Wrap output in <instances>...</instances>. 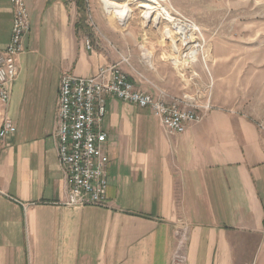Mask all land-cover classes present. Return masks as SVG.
I'll use <instances>...</instances> for the list:
<instances>
[{"label":"crops","instance_id":"0c3cea01","mask_svg":"<svg viewBox=\"0 0 264 264\" xmlns=\"http://www.w3.org/2000/svg\"><path fill=\"white\" fill-rule=\"evenodd\" d=\"M25 3L30 31L10 100H0V127L5 118L17 127L0 141V264H174L177 255L264 264V127L237 112L213 107L168 134L151 108L108 97L107 202L65 204L55 136L62 74L118 63L138 88L159 93L111 47H87L78 2ZM13 18L10 0H0V51ZM40 50L59 63L39 65Z\"/></svg>","mask_w":264,"mask_h":264},{"label":"rangeland","instance_id":"374dc122","mask_svg":"<svg viewBox=\"0 0 264 264\" xmlns=\"http://www.w3.org/2000/svg\"><path fill=\"white\" fill-rule=\"evenodd\" d=\"M127 1L131 12L125 27L109 16L103 0L79 1L82 36L97 50L111 47L121 62L126 57L158 96L195 94L205 103L211 95L213 107L248 116L264 127V0H159L170 13L192 19L206 37L205 61L200 55L188 69L172 64L174 54L162 33L171 23L148 24L140 7L147 0ZM38 58L43 67L59 63L41 50Z\"/></svg>","mask_w":264,"mask_h":264},{"label":"built area","instance_id":"2783aa9c","mask_svg":"<svg viewBox=\"0 0 264 264\" xmlns=\"http://www.w3.org/2000/svg\"><path fill=\"white\" fill-rule=\"evenodd\" d=\"M10 2L14 13L12 33L6 48L0 51V100L3 103L10 100V85L19 72L17 57L24 50V39L31 27L25 0ZM163 18H174L176 25L175 33H168L165 25L162 32L174 54L172 64L188 69L200 55L205 61L206 37L201 27L176 13L153 15L146 23L160 26ZM128 21H119V24L127 26ZM86 45L92 48L88 39ZM122 62L128 63V59L124 57ZM110 96L151 108L168 134L185 132L188 125L202 121L213 107L211 95L205 103H199L195 94H183L170 100L164 93L155 97L138 88L118 63L104 65L96 74L87 77L64 72L60 81L55 136L59 161L68 184L65 201L68 206L104 205L107 202L109 157L103 151L107 140L103 121ZM16 130L13 120L5 118L0 127V141ZM174 264H186L184 256L177 255Z\"/></svg>","mask_w":264,"mask_h":264},{"label":"bare ground","instance_id":"6f19581e","mask_svg":"<svg viewBox=\"0 0 264 264\" xmlns=\"http://www.w3.org/2000/svg\"><path fill=\"white\" fill-rule=\"evenodd\" d=\"M105 4V8L107 9V13L111 18H118L119 21H126L127 18L130 15L131 8L130 3L126 0V2H117L116 0H103ZM140 7L142 8V17L144 18L145 22L150 21L151 17L153 15L155 16H162V13L164 14H172L170 13L169 9L164 7L162 3H160L159 0H147L140 4ZM171 23V27L168 28V33H174V30L176 31V25L174 23V18H163ZM120 25V24H119ZM125 27V26H123ZM144 48V54L147 57H150L151 54L149 51L146 50L145 46H142Z\"/></svg>","mask_w":264,"mask_h":264}]
</instances>
